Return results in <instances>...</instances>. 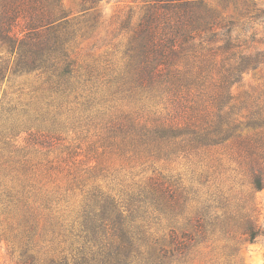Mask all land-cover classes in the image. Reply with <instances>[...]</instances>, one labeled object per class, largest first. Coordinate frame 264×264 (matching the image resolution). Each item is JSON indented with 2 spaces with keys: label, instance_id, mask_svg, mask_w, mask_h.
Here are the masks:
<instances>
[{
  "label": "trees",
  "instance_id": "obj_1",
  "mask_svg": "<svg viewBox=\"0 0 264 264\" xmlns=\"http://www.w3.org/2000/svg\"><path fill=\"white\" fill-rule=\"evenodd\" d=\"M82 1V17L91 12L80 31L61 0H0V226L22 245L16 264H188L199 245L218 240L231 257L235 243L264 234L241 198L231 205L224 195L196 199L152 173L126 200L93 185L66 222L35 174L50 151L57 154L46 159L49 168L58 163L70 172L76 163L79 153L51 129L63 105L75 103L95 123L101 156L142 165L224 147L251 186L263 188L264 101L247 95L237 103L230 87L243 73L264 69V8L255 0H223L235 12L227 16L204 0H149L134 24L127 9L116 17L123 16L119 29L128 36L125 64L102 81L112 86L110 97L98 98V71L80 72L71 53L77 34L98 25L99 0ZM9 72L41 76L44 105L19 107L7 98L1 84ZM120 98L138 108L114 113L107 103ZM54 101L56 110L49 107ZM161 222L163 229L153 230Z\"/></svg>",
  "mask_w": 264,
  "mask_h": 264
},
{
  "label": "rangeland",
  "instance_id": "obj_2",
  "mask_svg": "<svg viewBox=\"0 0 264 264\" xmlns=\"http://www.w3.org/2000/svg\"><path fill=\"white\" fill-rule=\"evenodd\" d=\"M255 1L264 8V0ZM61 2L71 23L80 31L86 29L84 21L91 11L85 17L82 15L88 3L82 0H61ZM148 2L149 0H99L94 7L99 15L95 30L84 37L80 36L79 32L72 42V57L80 72L83 73L86 67L98 71L100 83L99 86H95L99 89L92 87L97 93L96 97H110L112 86L105 85L102 81L114 70L117 72L122 70L125 64L123 50L128 36L124 29H119V20L123 16L116 19L117 15L131 8L133 10L131 24H134ZM204 2L223 15L235 16L231 3L226 4L223 0H204ZM114 29L115 36L110 33ZM42 81V77L36 73L9 72L1 84V89L6 92V97L12 98L13 103L19 107L33 106L39 101H43L41 104L44 105L45 100L42 99V95L45 91ZM230 94L237 103L247 95L257 96L260 102L264 101V69L243 73L239 82L230 87ZM52 103L53 105L49 107L56 110L57 102ZM108 105L109 107L112 105L111 111L114 113L138 108V102L134 99L120 98L107 103ZM93 110L95 112L94 108ZM84 114L79 104H64L57 125L51 128L53 135L79 153L75 157L76 163L69 167L71 171L68 172V166L63 164L59 166L58 163L54 165L56 168H49L46 159H53L57 154L56 151H50L46 156H40L42 165L35 174L37 180L35 182L43 184L44 191L54 194L57 199L55 204L57 215L62 216L61 218L66 222L73 219L80 208L85 191L93 185L126 200L129 195L137 191L149 175L158 173L188 188L196 199L202 200L210 194L214 197L224 195V198H231L228 199L231 205L233 200L241 198L253 210L251 215L255 224L264 229V187L255 189L251 186L245 167L226 148H213L188 157H173L168 160L134 165L115 156L99 155L100 149L95 150L94 144L95 123L85 118ZM98 166L103 168L99 173L95 170ZM164 226L165 222L152 224L153 230L156 231L162 230ZM2 228L0 226V264H16L23 253L22 245L19 239L13 238L9 232L3 233ZM224 243V240H218L199 245L188 264H264V234L258 236L252 243L244 241L235 243L237 250L231 257L226 255L230 249L222 248ZM232 244L234 243H230L229 246H233ZM44 250L45 247L40 252Z\"/></svg>",
  "mask_w": 264,
  "mask_h": 264
}]
</instances>
